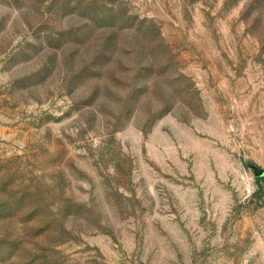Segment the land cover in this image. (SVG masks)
<instances>
[{
  "label": "rangeland",
  "instance_id": "374dc122",
  "mask_svg": "<svg viewBox=\"0 0 264 264\" xmlns=\"http://www.w3.org/2000/svg\"><path fill=\"white\" fill-rule=\"evenodd\" d=\"M0 264H264V0H0Z\"/></svg>",
  "mask_w": 264,
  "mask_h": 264
}]
</instances>
